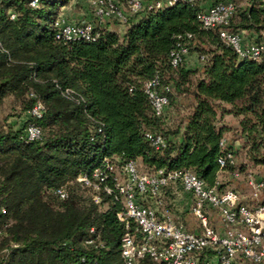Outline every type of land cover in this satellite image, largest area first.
Segmentation results:
<instances>
[{
	"label": "trees",
	"instance_id": "obj_1",
	"mask_svg": "<svg viewBox=\"0 0 264 264\" xmlns=\"http://www.w3.org/2000/svg\"><path fill=\"white\" fill-rule=\"evenodd\" d=\"M31 1L0 0V105L11 99L17 109V120L0 124V264H124L114 178L129 160L143 172L190 170L208 185L222 173L232 177L234 166L220 172L217 163L226 150L236 157L243 148L250 162L264 163V52L239 57L217 28L200 25L198 0L128 16L123 31L94 17V41L56 38L55 21L72 0ZM231 1L226 27L264 43V0ZM178 41L198 64H171ZM154 77L167 99L158 115L145 91ZM37 101L40 117L30 114ZM227 114L236 126L223 121ZM28 124L40 128L39 138H26ZM149 133L164 145L156 149ZM96 168L106 176L98 189L76 180H94ZM173 187L160 194L169 208L172 197V210ZM136 264L165 263L146 256Z\"/></svg>",
	"mask_w": 264,
	"mask_h": 264
},
{
	"label": "built area",
	"instance_id": "obj_2",
	"mask_svg": "<svg viewBox=\"0 0 264 264\" xmlns=\"http://www.w3.org/2000/svg\"><path fill=\"white\" fill-rule=\"evenodd\" d=\"M179 1L194 0H123L126 11L116 0H90V4L98 20L116 19L125 25L128 16L161 9ZM30 4L36 6L37 0H32ZM233 12V2L224 0L201 9L196 18L204 28H217L220 37L233 46L239 57L259 58L264 52L263 42L244 43L240 33H234L226 27ZM10 17L14 18L15 14L11 13ZM55 26L56 38L65 41H94L98 36L91 21H72L65 14L59 15ZM188 54L187 43L178 41L170 52L171 64L179 65L186 60ZM157 83V78L154 77L147 82L145 91L158 115L167 99L156 90ZM41 110L42 104L37 101L30 114L40 117ZM25 135L28 140H35L40 136V128L35 124H28ZM147 136L156 149L164 145V138L160 134L149 133ZM220 146H225V139L220 141ZM217 163L220 172H224L227 166H234L231 176L245 180L249 190L247 195L235 188H221L219 176L214 184L208 185L190 170L165 172L159 169L155 172H143L134 160L123 164L122 176L116 175L114 180L116 190L123 196L122 208L117 212V218L125 227L121 238L124 264H136L146 256L165 264H264V201L260 202L264 177L256 176L250 169L240 171L236 167L237 159L232 150H226L220 155ZM106 169L112 170V167L107 166ZM92 177L94 180L83 175L76 180L98 189L99 182L106 178L99 168L93 171ZM170 181L175 187L179 186L182 193L189 195L188 210L197 219L199 231L186 230L162 202L161 190ZM104 190L112 192L108 186H104ZM56 193L62 198L66 196L62 187ZM146 196L156 199L148 205L140 203L139 197L144 199ZM99 199L95 195L94 201L98 202ZM0 212L4 213L5 209L0 207ZM213 217L217 218L218 224L213 222Z\"/></svg>",
	"mask_w": 264,
	"mask_h": 264
},
{
	"label": "rangeland",
	"instance_id": "obj_3",
	"mask_svg": "<svg viewBox=\"0 0 264 264\" xmlns=\"http://www.w3.org/2000/svg\"><path fill=\"white\" fill-rule=\"evenodd\" d=\"M120 4L122 6V9L126 11L127 7L125 3L123 1H120ZM68 12H69L68 16L70 17L69 19L73 21H80L82 19L94 20V17H95L93 13V8L90 4V0H73L72 5H70L68 9ZM108 22H110V27L116 28L119 31H123L125 28L123 23L116 21L115 19H111L109 21H106L105 23L109 24ZM186 61H187L186 64L189 66L190 65L194 66L199 63L197 61V54L192 51L187 55ZM14 110H17V109L15 108V105L11 101V99H7L3 104H1L0 105V124L4 123L5 120L12 121V122L14 120H17V117L11 115L13 112H15ZM226 122L231 124L232 126L237 125V124L234 125L235 123H234L232 116H227ZM226 137L228 139H232L233 134L231 132H228L226 133ZM236 157H237V163L240 168L242 167V168L250 169L253 172V174H255L256 176L264 177V163L257 164L255 162H250L247 158L246 151L243 148L238 149L236 153ZM138 167L140 170H142L140 166ZM220 181L223 186L238 189L244 195H247L249 192L247 183L245 182L244 179H236V178L230 177V174L226 172L222 173V177L220 178ZM260 200H264V195L261 196ZM185 217H186V221L189 224L197 223V219L192 214L190 213L186 214Z\"/></svg>",
	"mask_w": 264,
	"mask_h": 264
},
{
	"label": "crops",
	"instance_id": "obj_4",
	"mask_svg": "<svg viewBox=\"0 0 264 264\" xmlns=\"http://www.w3.org/2000/svg\"><path fill=\"white\" fill-rule=\"evenodd\" d=\"M214 1L215 0H198V3L203 9H206L209 6H211L212 4H214ZM72 3H73V0H72L71 4L62 8L63 14H65L68 18H70L68 16L69 15L68 9H69L70 5H72ZM240 35H241L244 43H250V42H252V39L254 38V34L252 32H248L245 30H242L240 32ZM227 116H232V115H228V114L225 115L223 117V121L226 122ZM232 118H233L234 123H235L234 125H236L237 124V118H235L233 116H232ZM172 189L175 190L174 192L176 193V195L173 198V206H174L173 210H172V197L169 199L171 213L173 212V215L175 218H177L176 215H183L184 219L186 220L185 215L190 213L188 210L189 195L182 193L181 189L179 187H173ZM212 220L215 224H218L216 217H213ZM188 226L190 227L191 231H199L198 222L189 224Z\"/></svg>",
	"mask_w": 264,
	"mask_h": 264
}]
</instances>
